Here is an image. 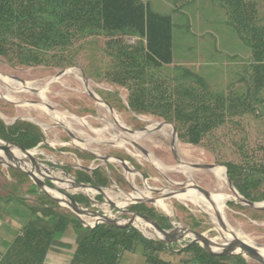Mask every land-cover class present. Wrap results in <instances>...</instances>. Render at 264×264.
<instances>
[{
    "label": "trees",
    "instance_id": "1",
    "mask_svg": "<svg viewBox=\"0 0 264 264\" xmlns=\"http://www.w3.org/2000/svg\"><path fill=\"white\" fill-rule=\"evenodd\" d=\"M223 1L231 24L251 50L248 66L253 68V74L248 77V91L242 97L228 95L224 90L208 94V85L202 76L180 67H174L178 72L169 82L162 76L163 69L167 68L164 66L175 62L174 22L171 15L155 11L151 0H0V56L13 66L64 68L75 64L77 43L108 37L105 51L113 60V69L105 75L109 81L128 88L130 108L174 122L181 140L203 145L208 134L247 108L248 114L255 117L263 114L252 102L264 101L260 97L264 91V17L260 14L259 2ZM126 36L138 40L130 44ZM194 82L203 89L194 86ZM208 95L212 96L208 98ZM0 138L17 141L29 149L37 147L46 136L36 123L18 119L9 124L0 116ZM260 149L264 150V146L248 149V153L243 151L245 155L240 163H226L236 188L253 201L264 200V152L260 155ZM8 170L13 189L5 196L0 191V216L17 212L25 222L9 250L2 255L0 264H43L53 242L70 226L80 239L74 264H119L123 252L136 250L139 242L150 251L146 252L148 264H176L158 255L157 251H173L163 242L149 239L135 227L121 229L107 223L93 228L84 226L72 211L63 209L41 190L28 173L14 167ZM76 179L101 187L110 184V177L102 167L93 171L76 169ZM46 182L52 184L49 180ZM26 183L34 199L20 192V186ZM65 190L81 191L75 187ZM74 197L80 203H91L85 194ZM229 205L248 210L233 202ZM21 209L27 210V215L20 213ZM132 210L152 216L164 228L171 227L167 215L145 203L134 204ZM199 226L201 221L194 219L192 228ZM182 253L191 255L190 259L183 260L184 264H253L251 258L241 254L214 255L200 243L188 245Z\"/></svg>",
    "mask_w": 264,
    "mask_h": 264
},
{
    "label": "rangeland",
    "instance_id": "2",
    "mask_svg": "<svg viewBox=\"0 0 264 264\" xmlns=\"http://www.w3.org/2000/svg\"><path fill=\"white\" fill-rule=\"evenodd\" d=\"M256 1L259 2L261 17H264V0ZM151 4L155 11L173 17L175 62L164 66L167 68L163 69L162 74V76L167 77L168 82L178 72L174 67H180L183 71H190L202 76L208 85L206 93L224 90L231 96L242 97L246 94L248 91V77L253 74V68L248 66V57L251 55V50L231 24L230 14L223 0H151ZM262 20L264 22V18ZM125 39L130 44L138 40L137 37L131 36H126ZM76 45L77 48H75L78 51L74 58L75 64L64 68L46 65L13 66L5 57L0 56V77L2 79L6 75V77L18 76L26 80V83H22L8 77L15 83L12 84L11 81L6 80L14 86V91H12L0 79V91H10L20 100L19 102L23 103V105H17L0 97V111L6 116L9 124L18 119L31 121L29 120V116H31L41 119L48 125L47 129L41 127L48 144L43 142L37 147L29 148L31 151L35 150L33 154L42 172H52L51 174L63 179H76V169L82 166L91 167L90 171L98 168V166L102 167L106 175L110 177V184L103 188L118 205L124 197L123 192L130 194L135 191V184L129 179L128 171L113 158L114 156L123 157L129 165L145 173L148 179L145 181L142 175H138L135 183L140 190H145L147 186L161 190L160 192L152 191L153 197H159L162 191L167 192L170 189L178 188V185L174 182H188L190 180L189 174L192 175L196 183L209 190H215L216 179L212 171L208 169H191L185 173L181 166L183 163H217L220 165H224L229 161L240 163L244 159L242 155H245V152L243 151L248 153V149L253 150L259 146H264V101L261 103L252 101L258 112L263 113L262 116L255 117L248 114L247 108L208 134L203 145L184 142L177 137L179 136L178 129V135L175 137L173 126L170 129L171 134L169 136H165L161 130L154 128L145 133L143 132L139 139L131 137L129 131L124 127L132 131H140L156 122L167 120L153 113L133 111L128 102V88L109 81L108 77L106 78L105 73L107 74L113 69V60L105 51L108 46V37L89 38L83 44L77 43ZM65 68L77 69V74L76 72H74L75 74H64L48 87H45V84L53 76ZM80 76L85 79V82ZM37 81H41L42 84L38 87H32L35 88L33 90L25 86H28L30 82ZM192 84L200 87V90L203 89L201 85L195 82ZM87 87L95 91L103 101H107L112 105L115 116L109 112L106 106L100 105L88 93ZM42 88L46 89L44 91L45 97L39 96L36 90L38 89L40 92ZM211 96L208 95V98ZM260 97L264 98V91L260 93ZM46 102L51 104L53 108H50ZM46 107L48 109H45ZM54 111L68 112L84 117L91 128L74 122L70 129L77 137L73 138L66 129L67 123L54 118ZM172 124L176 126L174 122ZM116 135H124L130 143H127L126 146L119 145L113 139ZM77 139L87 145L77 146L75 143ZM133 139L148 151V156L153 155L165 164L175 168L169 171L157 169L148 159V156L131 143ZM260 150V155H262L264 150ZM89 151L101 156H108L111 161L102 160ZM175 151L182 162H178V159H176ZM259 151L257 150V152ZM27 160L28 163L30 162L34 166L29 157H27ZM9 168L0 159V191L4 196L13 189L11 186L13 179L8 170ZM61 178L43 177L45 181L49 180L55 185H57L56 180L62 181ZM28 187L27 183L20 186V192L34 199L35 196L28 193ZM55 188H58V186ZM223 191L233 195L227 183ZM68 192L73 193L71 190ZM73 194L75 196L85 193L76 191ZM89 195L96 198L98 202L91 201L90 205L80 203L82 207L106 211L112 217L123 221H128L129 217L133 215V213L121 211L111 205L108 199L97 191ZM99 195L102 196L101 199L98 197ZM168 202L173 211L170 215L171 219L176 222V225L192 228L194 219H196L201 221V226L196 230L204 232L214 239L220 236L217 228L219 222H213L212 217L201 211L197 205L185 204L175 197L168 198ZM229 202L241 205L234 198L227 202L223 217L229 229L233 228L244 236L251 237L260 246H264V211L250 207L247 210L230 206ZM138 203H145L149 207H154L158 213L167 215L159 207L148 201L130 202L125 208L132 209V206ZM61 207L72 211L68 207ZM82 218L85 224L96 221L95 217L89 214H82ZM135 225L140 228L146 227L144 223L137 222V218L135 219ZM191 239L192 237L188 235L181 242L171 244L170 248L173 251L166 253L164 259L176 264H184L183 260L190 259L191 255L181 254V251L185 248L184 246L190 243ZM218 241L224 242V239ZM250 262L261 264L252 259Z\"/></svg>",
    "mask_w": 264,
    "mask_h": 264
},
{
    "label": "water",
    "instance_id": "3",
    "mask_svg": "<svg viewBox=\"0 0 264 264\" xmlns=\"http://www.w3.org/2000/svg\"><path fill=\"white\" fill-rule=\"evenodd\" d=\"M70 70L71 69L65 68V69L59 71L45 85L48 87L50 84L55 82L60 76H62L64 74L72 73V72H70ZM4 76H6V75H4ZM8 77H11V76H8ZM11 78H13V79H15V80H17L19 82L26 83V80L22 79L21 77L12 76ZM0 79L2 81L1 77H0ZM6 83H7L6 86L8 87V89H12V91H13L14 86L8 84L7 81H6ZM31 89L33 90L35 88H31ZM36 90L39 93V90L38 89H36ZM87 91L97 101H103L101 99V97L96 94L95 91H93L91 89H88V87H87ZM5 99L7 101H9V102L16 103L17 105H23L22 102H19L20 101L19 99H16V100H10V99H7V98H5ZM103 102L105 103V105L107 107H109V109L111 111L114 112V108L112 107V105L110 103H108L107 101H103ZM47 105L50 108H53V106L51 104L47 103ZM0 116H1V114H0ZM1 117L7 123H9L3 116H1ZM29 120L35 122L36 124H38L40 127L43 128V126L40 123L34 121L31 118H29ZM164 122L165 123H170L173 126V131H174V134H175V137H176L178 135L177 127L174 124H172V122H170V121H164ZM124 128H126L129 131V133H133V131L128 129L127 127H124ZM66 129L68 130L69 134L73 138L77 137V135L70 128H66ZM150 129H154V128H151V127L148 126V127H145L143 130H140V132H142V133L144 132L145 133V132L149 131ZM177 137H179V136H177ZM43 142H46L48 144L46 139ZM43 142H41V143H43ZM41 143H39V145ZM131 143L134 144V146H136L139 149H141L147 156L149 155L148 151L143 146L138 144L136 141H133ZM11 144L14 145V146L18 145V146H20L22 148V150L26 153L27 157H29L31 159L33 165L37 168V172L32 170V169L27 168L25 166V162H24L23 165L21 163H7L6 165L9 166V167H14L16 169H19V170H22V171L28 173L29 176L31 177V179L34 181V183L41 190H43L52 199L56 200L61 206H65V207L70 208L73 211V213L77 217H79L82 221L84 220L82 218V214H89V215H92L95 218H97L96 221H94V223L88 224V226H90L92 228L95 227L96 225H98L99 223H107V224H111V225L116 226V227L121 228V229H127V228H131V227H135L138 230H141V232L145 235L146 233L142 229L143 227L140 228L137 225H135V219L136 218L137 219L141 218V219L144 220V222H146L148 224H151L152 225L151 228H153L154 230L158 231L161 234V236H158V237H151L149 235L148 236L145 235V236L148 237L149 239H155V240L163 242L166 245V247H171V244L181 242L183 239L186 238V236L189 235V233H192V234H194V237H192V239L190 240V243H188L184 247H187L188 245L193 244V243H200L208 252H210V253H212L214 255L221 256V255L241 254V255H244V256H246L248 258H251L252 260L258 261L261 264H264V254L258 249V247L255 246L254 244L253 245L249 244L246 240H244L241 237H239L238 236V232L236 230H234L233 228H231L230 230H231L232 234L234 235V238L232 240H228L227 238H225L224 242H219L218 240H215L214 238H211V237L207 236L204 232L198 231L196 229H193V228H190V227H186V226H182V225H176V222H174L171 219V216L169 214H167V217L169 219L171 227L170 228H164L152 216H150L148 214H144V213H141V212H138V211H133L132 209H128V208H125V207L122 208V207L116 205L115 202L108 196V193H106V191H105V189L103 187L95 186V185H92V184H89V183H84V182H81V181H79L77 179H74L75 187H90V188L96 190L97 192L102 193L108 199V201H109V203L111 205H114L115 207L119 208L121 211H126V212L133 213V215L131 217H129V219H128V221H126V223H122V221L119 218L112 217L106 211L94 210V209H90V208H87V207H82L80 205V203L74 197V194L73 193H69L65 189L59 188L60 191L66 197H64V198L57 197V196L53 195L52 193H50V191L46 188V185L49 186V187H52V188L57 187V185L48 184L43 179V177L40 176V174H43V173H42L41 168H40V166H39V164L37 162L36 157L31 152V149H28V148L24 147L23 145H20V143L17 142V141H9V140H5V139L0 138V149L7 151L8 155L10 157H12V153L10 152ZM174 145H175V141H174ZM77 146H79V145H77ZM82 149L88 150L87 148H82ZM89 152L92 155H94V156L100 157V159H102V160L111 161L110 157H108V156H101V155H99V154H97L95 152H92V151H89ZM174 153H175L176 159H178V162H182V160L178 157L176 151ZM113 158L116 159L117 161H119L124 166L126 171L140 173V175H142V177H143V179L145 181L148 179L147 176L145 175V173H143L142 171H140V170H138V169H136L134 167H131L129 165L128 161L126 159H124L123 157L114 156ZM218 165L225 167L227 180H228V182L230 184V187L232 188V191L234 192V195L236 196L234 198V200H236L241 205H244V206H247V207H250V208H253V209H258V210L264 211V201H253V200H250L247 197H245L243 194H241L240 191L236 188V186L234 185V183L232 181L230 170H229V167H228L227 164L220 165V164H217V163H203V164H201V163H183V165H181V166L183 167L182 170L185 168L183 170V172L187 173L191 169H208V170L213 171V169L216 166H218ZM171 167H173V166H171ZM81 168L86 169V170H90L91 169V167H88V166H82ZM174 168L175 167H173V169ZM42 176L51 178L50 176H45V175H42ZM189 178H190V180L188 182H174V184L178 185V188L170 189L167 192H163L162 191V194L159 197H164V198H167V199L168 198H172V197L176 198V196L178 194L184 193V192H188L189 190H192V189L200 192L205 197H208V198L210 197V195L212 194L213 190H209L206 187L196 183L193 180L191 174H189ZM153 190L159 191V192L161 191V190L156 189V188H154ZM159 197H151V198H148V199H142L141 198V199H136L134 202L148 201V202L153 203L155 205V203H156V201H157V199ZM90 200L96 202V199H94V198H90ZM63 203H66L67 205H65ZM217 218H218V220L220 222H222L223 224L226 225L223 217H220V215L218 214ZM238 249H240V250H238Z\"/></svg>",
    "mask_w": 264,
    "mask_h": 264
},
{
    "label": "bare ground",
    "instance_id": "4",
    "mask_svg": "<svg viewBox=\"0 0 264 264\" xmlns=\"http://www.w3.org/2000/svg\"><path fill=\"white\" fill-rule=\"evenodd\" d=\"M70 72H72V73L76 72V74H77V69H71ZM80 78L83 79V81L85 82V79L83 77L80 76ZM6 80L7 81H11L12 84H15L11 79H9L8 77L4 76V78L2 79V83L4 85L7 84ZM16 84H18V82H16ZM41 84H42L41 81H37V82H33V83L32 82L28 83V86L25 85V84L24 85L27 88H32V87H38ZM45 87H47V86L45 85ZM45 90H46L45 88H42L40 90V92H39L40 94L39 95L41 97H45L46 96V94L44 92ZM0 97H3V98L5 97V98L10 99V100H16L17 99V97L15 95H13L10 91H6V92H1L0 91ZM98 103L100 105H102V106H106L103 101H98ZM106 108L109 110V112L112 115L115 116L114 112L111 111L109 109V107L106 106ZM45 109H48V107H46ZM0 114H1V116H3L6 119V116L1 111H0ZM53 114H54L53 116H54L55 119H57V120H59L61 122L65 121L67 123L66 124L67 128H70L74 122L80 123L82 125H85V126H88L89 128H91L90 124L87 121V119L84 118V117H79L78 115H75V114H72V113L60 112V111H55V112H53ZM29 118H31L34 121L40 123L43 126L44 129H47L48 125L45 122H43L41 119H39L37 117L33 118L31 116H29ZM6 120H8V119H6ZM150 127L158 129V130H161L165 134V136H169L171 134L170 129L172 128V125L170 123L156 122L155 124L151 125ZM129 134H130L131 137H133L135 139H139L140 135L142 134V132H140L139 130H134L133 133H129ZM113 139L116 140L117 143L119 145H122V146H126L127 143H130L129 140L124 137V135L123 136L116 135V136L113 137ZM135 139H133L132 141H134ZM75 143H76V145H79V146H82V147L87 145L86 143H84V142H82L80 140H75ZM10 152L12 153V157H10L8 155L7 151L0 149V159L2 161H4L5 164H7V163H21L23 165L24 162H27V163H25V166L27 168L32 169V170L37 172V168L35 166H32L30 162L28 163L27 155L22 150V148L20 146H18V145L14 146V145L11 144ZM31 152L35 153V150H32ZM148 159L153 163V165H155L156 168H158L161 171H169V170L173 169V167H171L170 165L165 164L164 162H162L160 159H158L157 157H155L153 155L148 156ZM117 162L120 163L119 161H117ZM225 171H226L225 167L219 166V165L216 166L213 169L212 173L214 174V177L216 179V188H215V190L212 191V194L210 195L209 198L205 197L203 194H201L200 192H198V191H196L194 189L189 190L188 192L180 193V194H178L176 196L177 199H179L180 201H182L185 204L192 203L194 205H197L201 211L206 212L207 214H209L212 217L213 222H215V223L219 222V224L217 225V228H218V230L220 232V236L216 237L215 240H220V239H225V238H227L228 240H232L234 238V235L232 234L231 230L229 229L228 224L226 222H225L226 225L223 224L217 218L218 214L220 215V217H223L225 215V208H226V205L228 204L227 202L229 200H231V199L236 197L234 195V192L232 191V188L230 187V184H229L228 180H227V176H226V172ZM42 173L43 174H40L41 177H44L42 175H45V176H50V177L61 178L59 176H55V175L51 174L52 172L51 173L42 172ZM127 174H128L129 179L135 184L134 185L135 191L133 193H130V194H126L125 192H123L124 197H123L122 201H120L118 203V205H120L121 207H125L130 202H134L136 199H141V198L142 199H148V198L153 197L152 196V190L154 188L147 186L145 190H140L138 185L135 183L136 177L138 175H140V173H135V172L128 171ZM62 179L63 178H61V180ZM61 182L64 185H60V184H57L55 182L57 184L58 188L66 189L67 187H69V188L70 187H75V185H74L75 181L72 178L71 179H63ZM226 183L228 184V186H229L231 192L233 193V195L230 194L229 192L227 193V192L223 191V189L226 188ZM46 188L50 191V193H52L53 195H55L57 197H62V198L66 197L60 191V189H58V188H52V187H49L47 185H46ZM75 188H78L82 192H85V193H88V194L96 193V190H94V189H92L90 187H75ZM64 204L67 205L66 203H64ZM155 205L157 207H159L162 211H164L166 214L171 215L173 213L172 207H171L170 203L168 202L167 198L159 197L157 199ZM95 219H97V218H95ZM121 221H123V220H121ZM124 222H126V221L124 220ZM137 222L144 223L146 225V227H143L142 229L144 230V232L147 235H149L151 237L161 236V234L158 231H156L153 228H151L152 227L151 224H148V223L144 222L143 219L138 218ZM148 227H150L152 230H150ZM189 236L194 237V234L189 233ZM238 236L241 237L242 239L246 240L249 244H252V245L254 244L255 246H257L258 249L264 254V246L263 245L262 246L258 245L257 243H255V241H253L251 239V237L248 238L247 236H244L242 233L238 232ZM238 250H240V249H238Z\"/></svg>",
    "mask_w": 264,
    "mask_h": 264
},
{
    "label": "crops",
    "instance_id": "5",
    "mask_svg": "<svg viewBox=\"0 0 264 264\" xmlns=\"http://www.w3.org/2000/svg\"><path fill=\"white\" fill-rule=\"evenodd\" d=\"M85 194L88 198L90 197L88 193ZM96 202H98L97 199ZM19 209L20 208L17 207V210ZM20 213H25L27 215V210L21 209ZM24 222L25 219L22 214H18L17 212H6L2 217L0 216V259L11 247L18 232H20L21 228L24 226ZM84 226H88V224L84 223ZM79 242L78 233L70 226V229L61 238L53 242L43 264H74L73 258ZM146 252L150 251L146 249L142 242H139L136 250L123 252L119 264H148ZM157 253L164 257L168 252L164 250L157 251Z\"/></svg>",
    "mask_w": 264,
    "mask_h": 264
},
{
    "label": "flooded vegetation",
    "instance_id": "6",
    "mask_svg": "<svg viewBox=\"0 0 264 264\" xmlns=\"http://www.w3.org/2000/svg\"><path fill=\"white\" fill-rule=\"evenodd\" d=\"M168 121V120H167Z\"/></svg>",
    "mask_w": 264,
    "mask_h": 264
}]
</instances>
